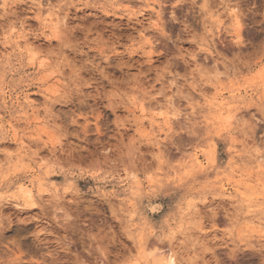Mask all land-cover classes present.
Segmentation results:
<instances>
[{
	"label": "rangeland",
	"instance_id": "374dc122",
	"mask_svg": "<svg viewBox=\"0 0 264 264\" xmlns=\"http://www.w3.org/2000/svg\"><path fill=\"white\" fill-rule=\"evenodd\" d=\"M121 1L0 0V264H264V0Z\"/></svg>",
	"mask_w": 264,
	"mask_h": 264
},
{
	"label": "bare ground",
	"instance_id": "6f19581e",
	"mask_svg": "<svg viewBox=\"0 0 264 264\" xmlns=\"http://www.w3.org/2000/svg\"><path fill=\"white\" fill-rule=\"evenodd\" d=\"M31 3H32V5H33V7L34 8H36L38 11H40V12H42V9H41V4H40V2H37V3H34V0H29ZM118 1V0H117ZM121 1V0H120ZM115 2V1H114ZM121 2H123V1H121ZM126 2V1H125ZM125 2H123V3H125ZM126 4H129V2L128 3H126ZM119 5V4H118ZM135 5V4H134ZM115 6V5H114ZM226 7V6H225ZM232 7V6H231ZM34 10V9H33ZM231 10H233V7L231 8ZM54 12V11H53ZM55 13V12H54ZM229 13H231L230 11H229ZM232 18H233V16H231ZM238 18V17H237ZM44 21H47V22H52V21H54V20H52V15H51V13H47L46 14V18H44ZM239 21V20H238ZM240 26V25H239ZM14 27V26H13ZM240 36V35H239ZM239 36H237V37H239ZM18 41V40H17ZM28 41V40H27ZM207 92V91H206ZM220 105H223L222 103H220ZM220 109H223V108H220ZM162 117H163V119H165L164 121H165V123H166V125H168V124H170V122L172 121V119H175V116L173 115V114H168V113H166V114H160ZM229 114H226V117H225V120L224 121H226V120H228L229 119V116H228ZM156 142V141H155ZM258 157H260L261 158V160L262 161H264V154H261V156H258ZM132 176V175H131ZM127 177V176H126ZM38 184V183H37ZM38 186V185H37ZM19 188H20V191H21V193H22V196L23 197H25L27 200H32L33 199V197H34V194H33V191H34V187H33V185H26V184H21L20 186H19ZM262 200H264V198H262ZM255 218V217H254ZM251 219H253V218H251ZM150 257H151V259H152V263L153 264H176L175 263V259H174V257H173V255H172V253H158L157 252V254L154 252L153 254H150L149 255Z\"/></svg>",
	"mask_w": 264,
	"mask_h": 264
}]
</instances>
